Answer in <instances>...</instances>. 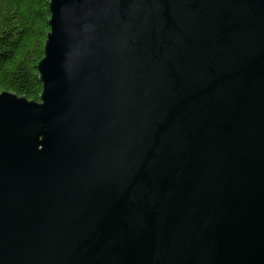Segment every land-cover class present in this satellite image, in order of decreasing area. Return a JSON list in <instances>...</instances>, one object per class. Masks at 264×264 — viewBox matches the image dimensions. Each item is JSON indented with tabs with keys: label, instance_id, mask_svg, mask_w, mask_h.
<instances>
[{
	"label": "water",
	"instance_id": "1",
	"mask_svg": "<svg viewBox=\"0 0 264 264\" xmlns=\"http://www.w3.org/2000/svg\"><path fill=\"white\" fill-rule=\"evenodd\" d=\"M39 102L0 92V264H264V0H50Z\"/></svg>",
	"mask_w": 264,
	"mask_h": 264
},
{
	"label": "trees",
	"instance_id": "2",
	"mask_svg": "<svg viewBox=\"0 0 264 264\" xmlns=\"http://www.w3.org/2000/svg\"><path fill=\"white\" fill-rule=\"evenodd\" d=\"M50 0H0V92L39 102L36 65L50 27Z\"/></svg>",
	"mask_w": 264,
	"mask_h": 264
}]
</instances>
